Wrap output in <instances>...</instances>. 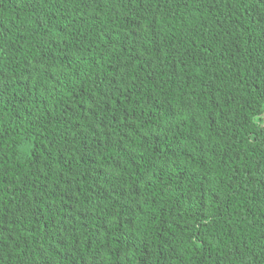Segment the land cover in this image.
I'll return each mask as SVG.
<instances>
[{
	"label": "trees",
	"instance_id": "1",
	"mask_svg": "<svg viewBox=\"0 0 264 264\" xmlns=\"http://www.w3.org/2000/svg\"><path fill=\"white\" fill-rule=\"evenodd\" d=\"M0 264H264V0H0Z\"/></svg>",
	"mask_w": 264,
	"mask_h": 264
}]
</instances>
